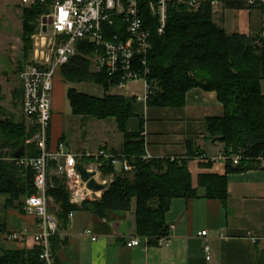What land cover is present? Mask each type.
<instances>
[{"label": "trees", "instance_id": "obj_1", "mask_svg": "<svg viewBox=\"0 0 264 264\" xmlns=\"http://www.w3.org/2000/svg\"><path fill=\"white\" fill-rule=\"evenodd\" d=\"M256 3L264 6L261 0ZM43 12L44 8L39 3L24 11V49L19 72L30 59L31 35ZM142 17L151 32L152 41L147 62L150 93L146 103L149 106L182 107L186 103L187 92L192 88L215 91L225 113L223 116L208 118V132L214 140L225 144L226 155H241L240 163L235 167L233 161L228 159L227 173L257 166L259 157L264 158V92L261 85L264 79V50L261 41L243 33H228L214 20L210 3L193 11L185 4L171 1L166 26L161 34L158 33L157 19L147 8L143 9ZM79 46V50L84 51V46ZM62 70L68 81H93L105 90L119 82L105 70L93 71L92 61L81 54L63 66ZM13 97L15 100L22 98L21 87L13 92ZM68 99L76 115L100 120L115 119L124 136L123 155L118 156H125L133 167L130 173L132 178L124 171L115 174L100 199H86L83 205L104 217L108 210L130 209L135 198L138 233L150 237L167 234L166 213L170 209L171 200L198 195L192 185L187 159L143 158L145 147L142 130L129 129L130 120L138 116L135 98L118 94L99 97L70 88ZM141 125H144L143 119ZM35 132L36 125L28 127L25 122L6 116L5 108L0 104V193L10 195L7 205L22 207V200L35 193L36 189L34 172L17 164L15 160L4 161L3 151L8 149V153L13 156L15 150L24 147L23 156L38 155L36 146L26 142ZM193 148L189 143L190 157L196 153ZM199 155L201 153L195 156ZM81 157L88 160L95 158L94 155L86 154ZM51 166L55 167V162ZM102 170L105 175H110L115 172V166L105 161ZM51 180L47 194L59 206L55 211L59 226L67 227L69 214L76 210L77 205L70 202L65 177L52 174ZM199 184L205 187V197L226 202L227 175H201ZM58 239L54 235L51 246ZM40 253L39 246L32 250L4 251L0 253V264H44Z\"/></svg>", "mask_w": 264, "mask_h": 264}, {"label": "crops", "instance_id": "obj_2", "mask_svg": "<svg viewBox=\"0 0 264 264\" xmlns=\"http://www.w3.org/2000/svg\"><path fill=\"white\" fill-rule=\"evenodd\" d=\"M214 20L228 33H243L261 41L264 50V6H250L248 0L222 1L213 8ZM17 75V69L14 70ZM0 65V85L6 87L14 101L6 116L16 121L25 119L22 98L15 100L13 92L18 85ZM83 82L65 79L60 68L54 76L52 93V118L48 146L56 149L63 141L78 155V164L95 163L96 159H82V155H96L102 145L108 152L123 155L124 136L118 125H109V119H97L76 115L68 99V90L91 94ZM264 92V79L262 80ZM143 81H134L128 86L111 87L98 94H118L136 99L137 115L131 120L130 130L146 131L142 136L148 143L153 158L187 159L192 175V185L197 196L176 197L171 200L166 213L167 226L173 224L170 239L159 243L158 239H146L138 233L137 200H132L131 208L125 211L108 210L101 217L83 203L76 204L74 215L67 227L59 226L58 240L51 246L56 264H264V163L251 169L227 173L224 158L225 144L214 140L208 132V118L223 116L225 109L215 91L199 87L187 92L186 103L182 107L149 106L139 100L144 95ZM143 117V118H142ZM24 118V119H22ZM141 119L144 125H140ZM33 121V120H32ZM116 122V121H115ZM139 124V125H138ZM189 143L196 150L190 157ZM206 160H201V157ZM85 165V164H84ZM233 166L236 165L233 163ZM52 171H54L52 169ZM121 164L114 174L122 173ZM131 175V174H130ZM201 175H227L228 198L226 202L205 197V187L199 184ZM102 193V192H101ZM99 195V193H98ZM9 194L0 193V253L10 250H32L37 247L34 236L39 231L38 218L25 208L7 205ZM55 209L49 210L56 217ZM58 219V218H57ZM91 230L97 239L85 234ZM207 231L206 236L200 233ZM16 233H22L13 238ZM138 237L140 244L128 246V242ZM211 247V257L207 258L205 244ZM52 244V242H51Z\"/></svg>", "mask_w": 264, "mask_h": 264}, {"label": "built area", "instance_id": "obj_3", "mask_svg": "<svg viewBox=\"0 0 264 264\" xmlns=\"http://www.w3.org/2000/svg\"><path fill=\"white\" fill-rule=\"evenodd\" d=\"M171 1L185 4L190 10L197 11L205 3H210L214 8L225 0H21V5L31 7L39 3L44 8L38 26L31 35L30 59L20 72L22 109L36 125L34 136L26 142L36 146L38 155L20 158L12 156L11 159L34 172L36 192L26 198L25 208L38 218L39 231L34 240L41 247L40 259L44 264H54L51 238L59 233L58 219L49 210L50 196L47 194L52 184V173L65 177L70 191V202L81 204L86 199H100L108 189L109 182L113 181L115 174L105 175L102 170L105 161L111 162L115 167L121 164L124 172L132 170L125 156L110 153L102 145L94 155L95 163L87 168L97 172V181L106 188L100 195L99 191H93L91 195H80L79 192L87 186H81V175L77 170L78 155L63 141L54 150L48 146L54 76L60 68L81 54L92 61L93 71L105 70L112 78H117V87L123 88L131 82L143 81L145 93L138 95V99L146 102L150 93V84L147 81L150 70L147 62L152 41L142 11L147 8L157 19L158 33L161 34L166 26ZM248 1L250 5H254L258 0ZM261 2L264 3V0ZM80 44L84 46L82 52L79 50ZM142 136H146V131L142 132ZM144 147L143 158L152 159L146 140ZM223 156L225 159L230 158L235 165L241 160L239 154L229 157L224 153ZM201 160H206V157H201ZM259 160L264 163L263 157H259ZM52 162H55L53 168ZM73 215L74 211L70 212L69 218ZM174 227L173 224L169 225L167 234L155 238L159 243H165L170 239L169 231ZM21 234H14L13 238H18ZM85 234L93 240L98 238L91 230H87ZM200 234L206 236L207 231ZM139 244L138 237L128 242L130 247ZM205 251L210 259L211 247L207 243Z\"/></svg>", "mask_w": 264, "mask_h": 264}, {"label": "rangeland", "instance_id": "obj_4", "mask_svg": "<svg viewBox=\"0 0 264 264\" xmlns=\"http://www.w3.org/2000/svg\"><path fill=\"white\" fill-rule=\"evenodd\" d=\"M230 2H237L240 0H229ZM249 3V1H248ZM26 8H30L29 6L21 5V0H0V65H3L4 69H7L9 72V76L13 79L15 78L16 84L21 86L20 72H19V63L22 59L24 42H23V22H24V11ZM40 18V17H39ZM38 18V22H39ZM17 69V75L14 70ZM93 69V67H92ZM82 86H87L89 89V93L98 94L102 91L103 86L93 82V81H85L82 83ZM13 99L10 95V90L6 87L5 92L0 98V104H2L6 110L11 111L13 108ZM143 118V117H142ZM24 119V118H22ZM109 125H116L114 118H108ZM132 120V119H131ZM130 120V123H131ZM28 127L34 125L32 120L25 119L22 120ZM129 123V125H130ZM141 125V122H139ZM139 125V124H138ZM2 159L4 161L11 162L12 155L8 153V149H5ZM86 167L87 162H83ZM117 169V165H116ZM132 170L129 171V176L132 178ZM52 174H55L53 172ZM61 176V175H59ZM63 177V176H62ZM114 179V178H113ZM112 182H109V185ZM50 208L55 209V202L52 197H50L49 201ZM57 206V205H56Z\"/></svg>", "mask_w": 264, "mask_h": 264}, {"label": "water", "instance_id": "obj_5", "mask_svg": "<svg viewBox=\"0 0 264 264\" xmlns=\"http://www.w3.org/2000/svg\"><path fill=\"white\" fill-rule=\"evenodd\" d=\"M44 30H46V27H44ZM24 153V147H20L13 152V156L15 158H20ZM77 170L81 175V186H87L88 189L95 192L105 190V185L97 181V172L95 170L88 169L84 164H78Z\"/></svg>", "mask_w": 264, "mask_h": 264}, {"label": "bare ground", "instance_id": "obj_6", "mask_svg": "<svg viewBox=\"0 0 264 264\" xmlns=\"http://www.w3.org/2000/svg\"><path fill=\"white\" fill-rule=\"evenodd\" d=\"M99 192H101V191H99ZM79 193H80V195H91L93 193V191L85 188V189L81 190Z\"/></svg>", "mask_w": 264, "mask_h": 264}]
</instances>
